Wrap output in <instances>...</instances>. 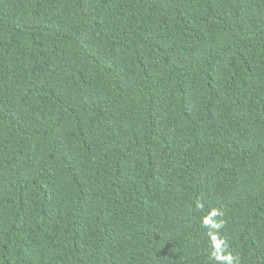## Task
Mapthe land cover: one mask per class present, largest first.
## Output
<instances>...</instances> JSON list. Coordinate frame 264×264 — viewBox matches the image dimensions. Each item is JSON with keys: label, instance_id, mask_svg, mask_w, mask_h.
I'll list each match as a JSON object with an SVG mask.
<instances>
[{"label": "trees", "instance_id": "obj_1", "mask_svg": "<svg viewBox=\"0 0 264 264\" xmlns=\"http://www.w3.org/2000/svg\"><path fill=\"white\" fill-rule=\"evenodd\" d=\"M0 264H264V0H0Z\"/></svg>", "mask_w": 264, "mask_h": 264}]
</instances>
